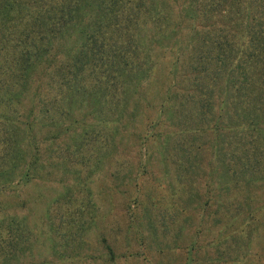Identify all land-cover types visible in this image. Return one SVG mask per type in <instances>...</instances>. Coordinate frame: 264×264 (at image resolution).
I'll list each match as a JSON object with an SVG mask.
<instances>
[{"label":"rangeland","instance_id":"rangeland-1","mask_svg":"<svg viewBox=\"0 0 264 264\" xmlns=\"http://www.w3.org/2000/svg\"><path fill=\"white\" fill-rule=\"evenodd\" d=\"M142 1L120 9L115 46L126 35L179 53L152 51L153 68L130 76L131 97L101 112L90 98L71 104L42 91L43 60L28 67L18 50L20 21L0 26V264H264V65L246 67L256 81L250 107L220 80L208 96L206 72L237 70L231 57L202 65L191 45L228 17L213 9L191 20L193 2L175 0L160 9L165 24H145L153 9ZM97 70L84 81L110 98L117 80L100 72L94 84ZM68 107L83 125L61 118Z\"/></svg>","mask_w":264,"mask_h":264},{"label":"trees","instance_id":"trees-1","mask_svg":"<svg viewBox=\"0 0 264 264\" xmlns=\"http://www.w3.org/2000/svg\"><path fill=\"white\" fill-rule=\"evenodd\" d=\"M190 1L194 5L191 6L190 3H187L184 9L190 8V10L185 11L184 16L191 18V20H194L197 16H202L206 10L213 9L220 16L228 17L220 19L221 23L216 24L217 26L220 24L228 25L226 29L211 28L204 30L201 35L202 40L199 38L198 44L191 45V48L197 52L201 49L202 44L205 46L203 50L205 56L195 51L198 60H203L205 63L202 65L207 67L209 61L215 66L217 63L226 64V60L231 57L229 62L237 70V75L234 76L232 72L226 73L228 70L218 71L217 73L206 72L208 82H205L204 86L207 91L205 90L204 93L210 96L216 82L220 80L224 83L222 92L225 95L228 96V92L231 90L234 95L243 96V99H241L243 106L250 107L252 99H256L251 94L253 89H256V86H254L256 81H253L251 74L248 73L249 63L254 60L264 65V0H208V2L210 1L208 8H205L203 0ZM172 2L174 3L175 0H148L153 13H146L147 16L142 17L143 23H157V19L159 24H165L167 18L170 17L162 15L160 9L165 8ZM126 6L139 10L143 7V1L0 0V26L6 19L10 20L12 18L20 21L19 25H22L20 40L23 45H20L18 50L29 61V63L26 62L28 67L33 66L36 60H43L41 67L43 72H38L39 74H45V85L42 91L49 92L54 89V94L59 93L62 99H68L69 101L72 96H77L78 98L75 100L80 102L90 98V100L96 101V106L91 107V109L101 112L103 106L118 108L121 105L123 106L125 97H131V93L135 92L136 85L130 76L135 69L149 70L153 68L152 51L158 50L164 57L167 56V52L170 55L179 53L178 47L172 44L167 49L168 51H164L161 42L147 43L148 46H144V40L140 39L139 45L137 38L129 39L125 34L126 40L119 46H115L112 39V30L119 28L114 21L122 20L120 9ZM217 6H219L218 9H216ZM128 18L130 20L131 17ZM132 20L134 22L138 21L136 18H132ZM213 23L207 22L206 24L212 27L214 26ZM123 27L126 29L127 24H124ZM15 48L18 47L15 46ZM142 51L146 52L143 60L140 56ZM245 56L248 59L239 61L238 58ZM236 60L237 63L235 64ZM37 64H40V62H37ZM143 65L146 68H143ZM94 67L99 70L96 71L94 84L101 82V73L105 80L109 79L110 86L113 85L112 79L117 80L113 91L109 92L110 98L100 100L94 94L96 89L87 85L88 83L84 81L85 71L89 68L92 70ZM24 69H27L28 72L25 71V76L34 71L33 67L30 71L28 68ZM112 72L116 73V76H112ZM143 76H148L147 70ZM221 76L226 78L222 79ZM21 78L25 79L23 83L26 84L27 78L22 76ZM123 87L127 88L126 92ZM99 89H101V86L98 87ZM42 91L35 97L40 99ZM101 93L108 96V91H101ZM122 95L124 98H122ZM104 99L108 103H105ZM206 104L202 105L205 106ZM224 105L230 106L231 104ZM203 109L201 108V110ZM71 111L70 107L59 108L58 113L61 118H71V128L83 125V117L74 118L71 116Z\"/></svg>","mask_w":264,"mask_h":264}]
</instances>
